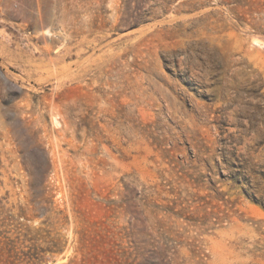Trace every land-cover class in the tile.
<instances>
[{
  "label": "rangeland",
  "instance_id": "rangeland-1",
  "mask_svg": "<svg viewBox=\"0 0 264 264\" xmlns=\"http://www.w3.org/2000/svg\"><path fill=\"white\" fill-rule=\"evenodd\" d=\"M0 264H264V0H0Z\"/></svg>",
  "mask_w": 264,
  "mask_h": 264
}]
</instances>
